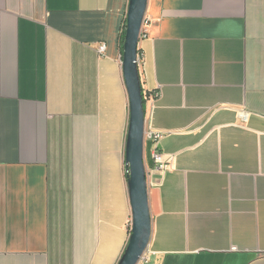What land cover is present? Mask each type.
<instances>
[{
  "label": "crops",
  "instance_id": "0c3cea01",
  "mask_svg": "<svg viewBox=\"0 0 264 264\" xmlns=\"http://www.w3.org/2000/svg\"><path fill=\"white\" fill-rule=\"evenodd\" d=\"M128 1L0 0V264H117L126 248ZM143 20L145 129L173 165L154 185L145 143L138 264H264V0H147Z\"/></svg>",
  "mask_w": 264,
  "mask_h": 264
},
{
  "label": "water",
  "instance_id": "95a60500",
  "mask_svg": "<svg viewBox=\"0 0 264 264\" xmlns=\"http://www.w3.org/2000/svg\"><path fill=\"white\" fill-rule=\"evenodd\" d=\"M147 0H129L123 41L122 70L129 99L125 165L131 207L130 234L117 264H138L151 237L148 185L144 165L145 110L137 64L138 43Z\"/></svg>",
  "mask_w": 264,
  "mask_h": 264
},
{
  "label": "built area",
  "instance_id": "2783aa9c",
  "mask_svg": "<svg viewBox=\"0 0 264 264\" xmlns=\"http://www.w3.org/2000/svg\"><path fill=\"white\" fill-rule=\"evenodd\" d=\"M145 24V21L143 20L142 26H141V31H140V37L143 35V25ZM105 50V45L102 43L98 47V53L103 54ZM137 64H138V69L142 66V60L138 57L137 58ZM151 102L155 101L159 97V91L150 93V94H145ZM239 118L241 121L246 122L247 121V112L245 110H240L238 112ZM164 134L162 132H157L153 130H144V146L147 141L152 142L153 145V150H152V158L156 164L155 171L160 174V179L154 182V185L156 186H161L163 182V175L172 167L173 165V156L171 155H165L160 153L157 150L156 143L162 139ZM129 170L126 167V175L128 176Z\"/></svg>",
  "mask_w": 264,
  "mask_h": 264
},
{
  "label": "trees",
  "instance_id": "16d2710c",
  "mask_svg": "<svg viewBox=\"0 0 264 264\" xmlns=\"http://www.w3.org/2000/svg\"><path fill=\"white\" fill-rule=\"evenodd\" d=\"M124 35H125V25H124V29H123V32H122V35H121V46L123 45ZM142 95L145 96V93H142Z\"/></svg>",
  "mask_w": 264,
  "mask_h": 264
}]
</instances>
